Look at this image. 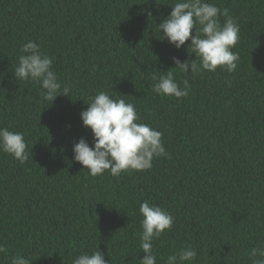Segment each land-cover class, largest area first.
Here are the masks:
<instances>
[{"label": "trees", "instance_id": "trees-1", "mask_svg": "<svg viewBox=\"0 0 264 264\" xmlns=\"http://www.w3.org/2000/svg\"><path fill=\"white\" fill-rule=\"evenodd\" d=\"M176 2L0 0V127L23 133L28 153L21 163L0 150V264L15 255L72 264L96 250L108 264H140L145 200L175 218L153 241L156 264L189 244L194 264H251L264 246V0H207L238 24L239 60L234 72L197 74L173 60L196 59L191 40L177 49L158 27ZM28 41L54 57L70 95L51 104L37 84L16 80ZM168 70L189 80L187 97L153 92V77ZM100 91L133 103L168 155L119 176L93 177L76 162L74 143H94L81 112Z\"/></svg>", "mask_w": 264, "mask_h": 264}, {"label": "clouds", "instance_id": "clouds-1", "mask_svg": "<svg viewBox=\"0 0 264 264\" xmlns=\"http://www.w3.org/2000/svg\"><path fill=\"white\" fill-rule=\"evenodd\" d=\"M172 8L170 15L158 24L163 39L177 49L191 40L188 51L191 49L190 53L196 56L195 60L183 62L174 57L175 68L192 74L215 72L218 68L234 72L239 55L233 48L239 40L240 28L229 16L228 9H221L207 0H177ZM220 16L225 17L223 23ZM19 51L18 64L13 70L16 80H30L37 84L43 100L51 101V104L61 94L70 95V87L62 86L53 69L54 57L41 52L34 41L22 44ZM161 72L163 74L159 77H153L156 80L152 89L154 93L178 99L188 96L191 91L188 79L178 83L171 70ZM86 104L89 107L81 112V119L83 126L91 130L94 143L90 146L84 138H80L74 143L73 152L74 160L82 164L91 176L103 175L105 171L119 176L129 170H148L155 158L168 155L162 140L163 133L139 122L140 117L133 103L123 98L114 99L107 92L100 91ZM0 150L21 163L28 160L24 134L7 127H0ZM139 213L142 216L140 249L145 254L142 259L139 258L140 264H156L153 241L171 230L175 218L148 200L140 203ZM0 252H5L3 245H0ZM196 257V249L189 244L168 255L165 264H194ZM249 258L251 264H264V246L253 248ZM11 264H30V261L23 255H15L11 257ZM72 264H108V261L102 251L96 250L78 255Z\"/></svg>", "mask_w": 264, "mask_h": 264}]
</instances>
